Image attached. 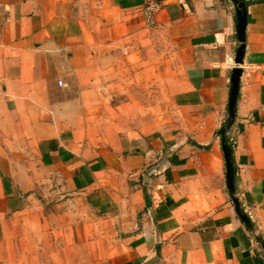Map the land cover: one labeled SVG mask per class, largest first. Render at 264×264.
Returning <instances> with one entry per match:
<instances>
[{
  "label": "crops",
  "instance_id": "0c3cea01",
  "mask_svg": "<svg viewBox=\"0 0 264 264\" xmlns=\"http://www.w3.org/2000/svg\"><path fill=\"white\" fill-rule=\"evenodd\" d=\"M243 1L229 133L253 231L217 134L230 0H0V264H264V0ZM157 41L175 62L164 120L142 101Z\"/></svg>",
  "mask_w": 264,
  "mask_h": 264
},
{
  "label": "water",
  "instance_id": "95a60500",
  "mask_svg": "<svg viewBox=\"0 0 264 264\" xmlns=\"http://www.w3.org/2000/svg\"><path fill=\"white\" fill-rule=\"evenodd\" d=\"M234 7L235 16H236V36L239 42V45L236 48L234 56V67L231 71V80H230V90H229V99H228V108L227 115L224 120V124L221 127L222 135H227L230 142H232L231 135L229 133L234 119L236 111V102L239 94L240 86V77L242 74V65L244 60L245 52V31L247 26V9L245 2L243 0H230ZM223 141V138H222ZM222 152L225 162V179L226 186L231 195L234 209L244 225L253 231V224L248 217L247 213L241 208L240 202L235 194V166L233 162V149L232 146L228 143L222 142ZM255 239L261 245V248L264 251V239L261 235L256 234Z\"/></svg>",
  "mask_w": 264,
  "mask_h": 264
},
{
  "label": "rangeland",
  "instance_id": "374dc122",
  "mask_svg": "<svg viewBox=\"0 0 264 264\" xmlns=\"http://www.w3.org/2000/svg\"><path fill=\"white\" fill-rule=\"evenodd\" d=\"M157 42L159 44H156L154 48L160 49V51H151V53L146 52L145 54L146 67L142 73L145 84L143 88L144 99L142 101L147 112H155L151 116L162 117V120H164L166 118L165 114L169 113L170 110L168 82L175 62L171 59L169 46L160 41ZM134 88L135 91L138 90L137 86H134Z\"/></svg>",
  "mask_w": 264,
  "mask_h": 264
},
{
  "label": "trees",
  "instance_id": "16d2710c",
  "mask_svg": "<svg viewBox=\"0 0 264 264\" xmlns=\"http://www.w3.org/2000/svg\"><path fill=\"white\" fill-rule=\"evenodd\" d=\"M223 124H224V122L222 123L221 127L223 126ZM221 127L217 131V134L219 135V137L221 139V144H222V142H224V143H228L232 146V142H230L229 137L227 135H222ZM222 138H223V141H222Z\"/></svg>",
  "mask_w": 264,
  "mask_h": 264
},
{
  "label": "built area",
  "instance_id": "2783aa9c",
  "mask_svg": "<svg viewBox=\"0 0 264 264\" xmlns=\"http://www.w3.org/2000/svg\"><path fill=\"white\" fill-rule=\"evenodd\" d=\"M58 83H59V84H62V82H61L60 80L58 81Z\"/></svg>",
  "mask_w": 264,
  "mask_h": 264
}]
</instances>
